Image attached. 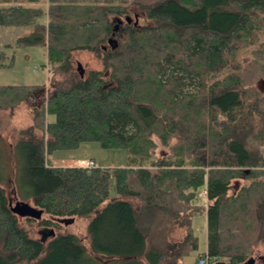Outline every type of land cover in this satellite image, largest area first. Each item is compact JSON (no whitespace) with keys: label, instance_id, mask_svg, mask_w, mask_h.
<instances>
[{"label":"trees","instance_id":"trees-1","mask_svg":"<svg viewBox=\"0 0 264 264\" xmlns=\"http://www.w3.org/2000/svg\"><path fill=\"white\" fill-rule=\"evenodd\" d=\"M134 10L149 23L127 22ZM0 25L31 28L0 48V67L14 63L12 45H44L50 73L43 103L40 86L0 85V109L31 111L12 148L18 188L43 211L25 218L42 227L31 237L0 181V264H103L59 231L56 219L71 218L87 219L92 253L117 259L104 264H181L192 253L244 264L264 252V0H0ZM75 51L101 67L81 77ZM85 142L124 150L127 166L51 163ZM201 187L207 203L195 204ZM203 211L199 252L191 223Z\"/></svg>","mask_w":264,"mask_h":264},{"label":"rangeland","instance_id":"rangeland-1","mask_svg":"<svg viewBox=\"0 0 264 264\" xmlns=\"http://www.w3.org/2000/svg\"><path fill=\"white\" fill-rule=\"evenodd\" d=\"M134 13L138 15V23L148 24L149 20L145 18L142 12L134 10L132 13V20L134 21ZM42 20H46V15L42 17ZM30 32L29 27H17V26H1L0 25V48H5L6 44H14V40L18 36L27 35ZM8 56L14 57V63L10 67H0V85H37L44 90L37 98L39 103H43L47 96L50 94L49 89V76L47 52L44 45H32L21 46L7 49ZM249 54L241 55L243 62L249 59ZM73 60L75 65L80 62L87 71L88 69L100 68L101 64L96 57L86 51H75L73 53ZM258 87L264 90V82H259ZM32 124V116L30 109L21 104L16 108L0 109V181L5 188L9 201L14 205L18 201H24L33 206L30 199L25 198L22 195V191L18 188L16 181L17 170L19 169V158L16 157L13 151V142L16 136L17 130L20 128H27ZM157 143L156 154L167 152V148L161 146L158 140L154 138ZM49 159L53 165L62 166H74L81 165L82 161H89L93 159V162L97 166H127V156L122 149H108L102 148L98 142H85L80 144L76 149L72 150H57L50 154ZM243 182L240 181L239 184ZM201 187L197 190L193 199L195 204H206L207 198L205 191ZM237 189V188H235ZM110 193L112 197H116L113 183L110 184ZM135 206L139 205L137 199H132ZM45 217L51 218L49 215ZM21 225L25 227L28 234L34 238L43 237L41 228L34 222H27L25 218L19 217ZM61 225L59 231H71L75 233L82 243L86 246L91 256L101 262L108 263L112 260H117L113 257H106L92 253L89 249L88 235H87V219H56ZM195 236L198 239L199 252L206 250L207 243V226H206V211H203L195 215L191 223ZM183 235V229L173 227L170 233V238L178 240ZM49 239L50 235H46ZM197 253H192L186 256L181 261V264H198ZM263 250L259 247L256 248L252 257L255 258L254 264H264ZM143 264L146 262L142 259Z\"/></svg>","mask_w":264,"mask_h":264},{"label":"water","instance_id":"water-1","mask_svg":"<svg viewBox=\"0 0 264 264\" xmlns=\"http://www.w3.org/2000/svg\"><path fill=\"white\" fill-rule=\"evenodd\" d=\"M125 19L127 22H131V17L126 16ZM138 24V15L134 14V25ZM108 45L111 46V48H115L117 46V40L114 39L113 37L108 39ZM76 70L79 73L81 77L84 76L85 69L83 68L82 64L80 62L76 63ZM10 210L16 214L18 217L21 218H34V219H39L42 216L43 211L35 206H31L27 202L24 201H18L14 205L11 203V201L8 202ZM72 220V218L70 219ZM254 258H251V262H247L244 264H253L254 263Z\"/></svg>","mask_w":264,"mask_h":264},{"label":"built area","instance_id":"built-area-1","mask_svg":"<svg viewBox=\"0 0 264 264\" xmlns=\"http://www.w3.org/2000/svg\"><path fill=\"white\" fill-rule=\"evenodd\" d=\"M84 168H92L94 166V162L93 160H89V161H82L81 165ZM198 264H207V259L205 257H201L198 259Z\"/></svg>","mask_w":264,"mask_h":264},{"label":"crops","instance_id":"crops-1","mask_svg":"<svg viewBox=\"0 0 264 264\" xmlns=\"http://www.w3.org/2000/svg\"><path fill=\"white\" fill-rule=\"evenodd\" d=\"M30 28V27H29ZM30 31H31V28H30ZM198 261V260H197Z\"/></svg>","mask_w":264,"mask_h":264}]
</instances>
